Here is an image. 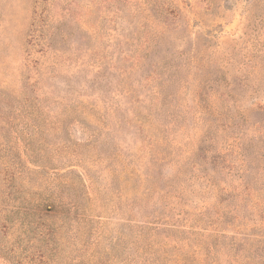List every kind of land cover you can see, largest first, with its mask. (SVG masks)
I'll return each instance as SVG.
<instances>
[{
  "label": "rangeland",
  "instance_id": "obj_1",
  "mask_svg": "<svg viewBox=\"0 0 264 264\" xmlns=\"http://www.w3.org/2000/svg\"><path fill=\"white\" fill-rule=\"evenodd\" d=\"M263 155L264 0H0V264H264Z\"/></svg>",
  "mask_w": 264,
  "mask_h": 264
},
{
  "label": "trees",
  "instance_id": "obj_2",
  "mask_svg": "<svg viewBox=\"0 0 264 264\" xmlns=\"http://www.w3.org/2000/svg\"><path fill=\"white\" fill-rule=\"evenodd\" d=\"M199 51V50H198ZM134 55H129V58H132V59H134ZM137 62H139L138 61V59H137ZM160 75V74H159ZM216 80V79H215ZM169 81H171V80H169ZM132 99H134V97H132ZM204 100V99H203ZM206 103H207V101H208V97H207V99H205L204 100ZM134 102H136V100H134ZM26 104H27V107H31V108H33V110L31 111L30 109H29V111L28 112H33V113H35V111L34 110H38V108H39V104H41V101L39 100V98H35V99H32L31 101H26ZM78 107H82V105H76V106H71L70 108H73L72 110H71V112H77V111H79L77 108ZM69 108V109H70ZM68 109V110H69ZM205 109L207 110V111H212L213 109L215 110V111H217V108L215 109V108H213V105L212 104H208L207 106H205ZM227 109V111H229V113L227 112V113H224V115L226 114L227 115V117L229 118V120H228V123H227V126H225V129H228V128H233V127H235L237 124H238V122H239V120H240V118H242V116L244 117V115H243V113H241V112H235V113H232L231 112V109L230 108H226ZM218 114H219V112H218ZM223 113L222 112H220V116L222 115ZM240 116V117H239ZM141 123V122H140ZM264 156V155H263ZM52 197V199L56 202V200L57 201H61V200H59V198H55L54 196H51ZM43 201V200H42ZM41 201V204L43 203V205H45V202H42ZM60 207L61 208H63L64 207V205H62L61 204V202H60ZM76 206V207H75ZM79 208V206H77V205H75V203H74V209H78ZM46 209L47 210H54V203L52 202V204H46ZM71 219H73V218H70L69 216H64V218H63V222L61 223V224H65V222H67L68 220H71ZM79 220V219H78ZM78 220H74V222H78ZM58 225H60V224H57V225H54L53 224V227L52 228H50V235L52 236V237H55V235L57 234V233H59V230H58V228L56 227V226H58ZM48 238H50L49 236H47ZM247 245H252L250 242H248L247 241Z\"/></svg>",
  "mask_w": 264,
  "mask_h": 264
}]
</instances>
